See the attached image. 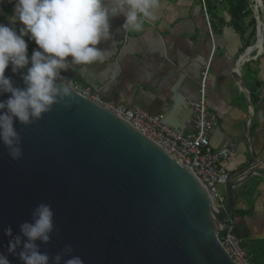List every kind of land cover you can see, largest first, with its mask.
I'll use <instances>...</instances> for the list:
<instances>
[{"label": "water", "instance_id": "95a60500", "mask_svg": "<svg viewBox=\"0 0 264 264\" xmlns=\"http://www.w3.org/2000/svg\"><path fill=\"white\" fill-rule=\"evenodd\" d=\"M259 6H252L257 28ZM23 73L6 70L21 88ZM73 96L70 107L57 104L31 126L16 120L21 159L0 139V253L10 264H23L9 241L34 223L41 204L51 206L54 230L50 243L37 244L52 257L71 244L84 264H237L218 232L234 212L238 184L226 185L220 210L189 165L74 88Z\"/></svg>", "mask_w": 264, "mask_h": 264}, {"label": "crops", "instance_id": "0c3cea01", "mask_svg": "<svg viewBox=\"0 0 264 264\" xmlns=\"http://www.w3.org/2000/svg\"><path fill=\"white\" fill-rule=\"evenodd\" d=\"M16 2L0 0V24L15 27L19 33L23 25L19 21L11 25L9 21ZM156 15L158 19L146 21L139 33L121 29L123 16L113 19V38L99 45L109 50L106 61L83 70L72 67L61 74L81 86L92 87L116 104L164 113L169 125L187 132L192 129L188 102L198 96L199 67L209 58L211 39L193 0H160ZM25 38L30 42L28 49L38 50L34 41ZM250 51L257 53L251 46L240 56L236 69L234 64L230 69L237 76L232 85L229 74L223 77L222 72L211 71L209 104L219 116L212 146L220 149L234 142L236 152L224 165L234 177L245 176L236 187L234 212L241 213H232L237 232L247 239H259L264 237V177L253 174L252 167L264 173V49L259 56L242 62ZM250 88L259 94L257 105ZM222 190L228 198L227 188Z\"/></svg>", "mask_w": 264, "mask_h": 264}, {"label": "clouds", "instance_id": "9594fccd", "mask_svg": "<svg viewBox=\"0 0 264 264\" xmlns=\"http://www.w3.org/2000/svg\"><path fill=\"white\" fill-rule=\"evenodd\" d=\"M159 8L160 0H17L9 21L11 25L17 21L23 25L19 33L15 27L0 24V94H10L7 100L0 101V139L12 159L23 156V137L14 126L16 120L31 126L50 113L53 106H71L70 101L75 99L73 86L61 73L106 61L109 50L99 45L113 38V19L123 16L121 29L139 33L146 21L158 19ZM25 37L34 41L38 49L31 57ZM10 65L14 74L27 69L21 75L25 87L14 86L15 82L6 76ZM53 217L50 205L36 208L34 223L21 224V235L9 241V253L17 254L23 264H84L80 256L73 255L71 244L54 257L41 251L37 241L50 243ZM5 233L12 237V228ZM0 264H10L3 253Z\"/></svg>", "mask_w": 264, "mask_h": 264}, {"label": "built area", "instance_id": "2783aa9c", "mask_svg": "<svg viewBox=\"0 0 264 264\" xmlns=\"http://www.w3.org/2000/svg\"><path fill=\"white\" fill-rule=\"evenodd\" d=\"M206 12L207 21L211 31V21L208 15L205 0H202ZM210 69L203 73L199 84L198 96L188 102L192 114L189 119L192 129L184 131L169 125L165 121V114H152L145 109L133 106L127 107L116 104L114 101L104 98L92 87H84L71 81L74 89L84 96L107 108L114 114L125 119L153 141L168 150L185 165H189L209 186L213 192L220 210L227 205L228 198L222 188L229 182L239 184L245 180V176L232 174L222 162L228 160L237 149L234 142L227 143L220 149L212 146V135L219 125V116L210 108L209 95L213 89L210 80ZM65 80L70 81L61 74ZM252 173L263 176L264 173L252 167ZM225 230L218 232V238L222 246L237 264H252V256L244 246V238L238 234L234 217L229 214L225 219Z\"/></svg>", "mask_w": 264, "mask_h": 264}, {"label": "rangeland", "instance_id": "374dc122", "mask_svg": "<svg viewBox=\"0 0 264 264\" xmlns=\"http://www.w3.org/2000/svg\"><path fill=\"white\" fill-rule=\"evenodd\" d=\"M193 1L195 2V4L199 6V12L204 23V29L206 33H208L212 43V48L209 54V58L199 67L201 71L199 84L201 82L203 73L206 72L208 69H210V71L213 70L214 72L216 73L218 72L219 74L220 72H222L223 77L229 74L228 75L230 77L229 82L232 85L236 81L237 76L230 73V69H232L233 64H234V70L236 69V64L240 56L244 52H246L252 45H254L257 40L256 35L258 31L256 32V35L252 34L255 28V26H253V23L251 22L253 15L245 18L242 24V29H244V33H240V31L236 30L231 24V16L229 14L230 6L228 0H211L213 12L215 13V16L212 17L210 13H208V15L210 21H213L217 24L215 29L212 27L211 24L213 31V36H212L210 32V27L208 26L209 24L207 21V16L204 10V6L202 4V0H193ZM253 1L254 0H249L250 3ZM262 1H263V4L261 6L262 8H260L258 12L260 20L264 19V0ZM248 43L251 44L246 46ZM251 65H252V61L248 67H250ZM246 66L244 67V74H245ZM210 76H212V72L210 73ZM252 90L257 91L255 88L251 89V94H252ZM226 161L222 162V164L224 165Z\"/></svg>", "mask_w": 264, "mask_h": 264}, {"label": "trees", "instance_id": "16d2710c", "mask_svg": "<svg viewBox=\"0 0 264 264\" xmlns=\"http://www.w3.org/2000/svg\"><path fill=\"white\" fill-rule=\"evenodd\" d=\"M206 7L208 13L211 14L212 17L215 16V13L213 12L212 7V1L211 0H205ZM229 3V14L231 16V24L233 27L240 31V33H244V29H242V24L246 17L252 16L251 22L253 23V26H255L253 30V35H256L257 32V24L256 19L254 17L252 4L253 2H249V0H228ZM212 27L215 29L217 24L213 21H211ZM251 43H248L246 46L250 45ZM33 51L31 49H28V55L31 57ZM65 76V75H64ZM252 101L254 105H257L259 102V94L255 91H252ZM241 213V211H235L234 213ZM233 216V214H231ZM242 236V235H241ZM244 238V246L248 249L252 256V264H264V237L259 239H247L248 236H242ZM248 240V241H247Z\"/></svg>", "mask_w": 264, "mask_h": 264}, {"label": "bare ground", "instance_id": "6f19581e", "mask_svg": "<svg viewBox=\"0 0 264 264\" xmlns=\"http://www.w3.org/2000/svg\"><path fill=\"white\" fill-rule=\"evenodd\" d=\"M256 2L260 5L258 7V12H259V9L262 8L261 6V0H257V1H254V4L253 6L256 4ZM263 4V3H262ZM258 14V13H257ZM261 22L259 23V27L257 28V35H256V43L253 46V51L255 50L257 53L256 54H253L252 51L248 52L247 54H245L242 58V62L246 61L248 58L250 57H257L260 55V53H262L263 49H264V19H261L260 20ZM249 93V96H250V91L248 92Z\"/></svg>", "mask_w": 264, "mask_h": 264}]
</instances>
